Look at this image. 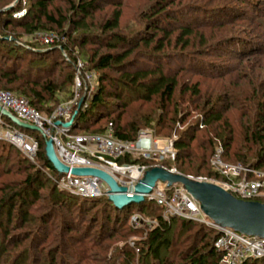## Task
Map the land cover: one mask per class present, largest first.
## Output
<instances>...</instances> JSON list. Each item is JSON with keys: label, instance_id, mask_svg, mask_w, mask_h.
Segmentation results:
<instances>
[{"label": "trees", "instance_id": "trees-1", "mask_svg": "<svg viewBox=\"0 0 264 264\" xmlns=\"http://www.w3.org/2000/svg\"><path fill=\"white\" fill-rule=\"evenodd\" d=\"M0 1L4 3L0 7V55L5 56L9 52L22 50L27 55L33 54L34 56L27 60L24 67L15 61L12 63L6 60L0 61V89L25 97L40 113L52 114L62 100L72 97L76 80V61L71 57L70 60L65 59L59 45L70 53H73V48L78 47L81 49L85 62L92 64L94 68L111 70L119 76L113 77L107 73L100 75L99 87L89 107L75 116L73 124L75 128H80L85 133H103L108 128V123L111 122L114 136L122 140L136 139L138 133L147 126L164 128L167 132H171L168 137H175L174 147L177 152L174 159L168 158L163 165L169 167L174 162L183 170V173H186L184 172L186 170L199 171L208 165L212 174L198 176L224 179L211 164V158L219 148L224 161L240 163L257 170L264 169V54L260 53V57L256 59L257 64L250 66L243 64L245 66L241 68L243 70L240 69L238 72L237 69L236 76L230 77L228 86L221 85L218 89H209L204 95L198 82L188 90H183L180 94L182 103L186 105L181 106L179 100L175 99L178 86L177 77L166 75L159 64L155 69L144 68L134 71L127 69V58L134 52L136 53L141 45L149 47L155 41L154 49L159 52L164 49L166 42L170 41L166 28L158 26L162 21L156 19L157 16L166 12L164 5H155L156 10L144 14L147 21L151 22L149 30L142 29L125 34L119 31L121 17L119 9L112 11L110 18L102 19L96 24L92 23L95 13L113 0H61L68 12L64 17L62 14L59 17L52 14L49 6L54 0H27L32 3L29 2L26 14L20 17H16L14 12L23 8L21 2L11 10H2L3 6L11 4L13 0L6 3L3 0ZM262 1L261 8H259L260 4H255L254 0H237L238 3L251 2L254 5L255 16L245 18L255 23L258 26L257 34L264 37V0ZM160 3L164 4L163 1ZM233 8L228 13L233 12L241 16L243 10L237 6ZM238 11L240 12L237 13ZM243 14L245 15V12ZM240 20L242 21L241 18ZM230 22L231 25L234 24ZM65 23H68L69 31H64ZM222 23L225 21L219 24L223 25ZM49 24L56 26L57 33L66 37L68 41L44 44L43 48L46 51H43L39 48L31 49L29 45H21L16 40L7 38L11 35L18 39L22 33L33 34L45 30L53 32L48 27ZM15 28H21L22 31L15 33ZM193 31L191 26L181 27L178 39L185 38L183 43L189 45L188 39L194 34ZM74 32H78L75 37L72 36ZM159 32L163 35L156 40ZM223 41L225 43L237 41L248 44L249 47L264 48V39L254 42L246 36L232 35ZM87 46L105 47L117 51L99 55L98 51L90 48L83 54L82 50ZM241 52L248 54L244 53V50ZM18 59L26 58L20 56ZM241 80L246 81L247 84H241ZM105 81L106 84L113 83L114 93L106 94V88L103 85ZM120 84L132 89L140 87L145 91L142 98L146 101L154 100L156 108L153 106V110L147 112L137 108L128 109L130 103L123 99V91L117 90ZM216 90L219 93L224 92V95H218L213 101ZM104 95L124 101L120 105L123 111L103 126L101 123L106 115L102 110L109 108L104 101ZM62 97L64 99H61ZM229 107L241 111L242 143L237 145H234L237 128L223 114V110L226 111ZM186 108L192 111L184 112ZM189 112L193 114L191 121L184 125L190 116ZM6 119L19 127L10 117L6 116ZM177 123L184 126L182 131L179 130ZM26 131L39 141V162H30L20 150L0 140V151L7 152L5 155L0 153V162L4 167L0 176L5 174L20 176L19 179L13 181L0 178V264H64L62 254L80 258L77 264L84 259L93 261V264L219 263L221 254L215 248L219 232L210 225L194 220L180 217L166 219L161 212L156 215L152 214L156 221L154 225L138 228L129 224L133 210L131 206L120 209L110 199H107L114 213H108L96 231L93 230L94 226L87 227L84 223L89 209L86 208L88 203L83 201L85 198L69 192V195H66L56 185L50 186L47 196L42 195L40 190L44 187L48 173H57V170L48 160L45 138L37 131L30 129ZM197 134H202L201 138L195 145H192ZM10 147L16 150V154L11 151ZM11 153L23 156L24 159L20 157L13 159ZM228 156L235 160H229ZM124 161L142 162L143 158L127 155ZM143 163L148 164L149 161L144 160ZM250 176L252 175L249 174ZM39 200L42 206L38 210L43 213L40 216H34L33 209L38 208L36 204ZM253 201L264 203V198H257ZM137 204L138 212H142L143 208L147 207L145 201ZM153 205L163 210L157 204ZM62 206L65 211L59 209ZM64 212L73 215L71 219ZM54 215L60 218L61 225L49 240L52 242L46 246L47 243L42 240L44 243L35 245L36 239L33 238L36 233L35 228L43 222L46 225L49 222L48 219ZM13 219H20L18 228H25L24 232L11 234ZM119 224H121L120 228L126 226V230L118 228ZM132 230L145 232V238L138 241L139 253L130 246L127 240L128 232ZM119 243L123 245L120 246ZM52 244L58 246L57 251L54 254L49 253V250L44 252L43 247H49ZM32 246L38 248L39 252L36 255L31 253ZM16 248L20 249L12 251ZM259 260L264 259H247L242 264H256Z\"/></svg>", "mask_w": 264, "mask_h": 264}, {"label": "rangeland", "instance_id": "rangeland-1", "mask_svg": "<svg viewBox=\"0 0 264 264\" xmlns=\"http://www.w3.org/2000/svg\"><path fill=\"white\" fill-rule=\"evenodd\" d=\"M5 3L9 2V0H3ZM161 1L164 2V4L160 3ZM22 3V7L20 10H17L14 12L18 13L19 11H24L20 16H24L27 12V8L29 6V2L32 3V1L27 0H13V2L9 5L3 6L2 10L5 8L11 6V5H17L18 3ZM254 3L257 5L260 4L259 8H261V4L263 3L262 0H254ZM2 1H0V7L2 6ZM155 5H164L166 12L163 13L160 16H157L156 19L161 20L162 22L158 24V26L165 27L166 28V34L169 35L170 41L166 42L165 47L162 51H157L154 49V45L156 42L154 41L149 47H145L144 45H141L140 48L137 50V52L133 53L129 58H127L128 66L127 69L134 71L137 69H144V68H151L155 69L156 65L159 64L162 68V71L168 75V76H176L178 80V86L176 88L175 93V99L179 100L181 106L186 105L185 103H182L181 94L183 93V90H188L190 87H192L197 82L200 84V89L203 92V95L206 94L207 90L217 88L218 86L229 85V79L230 77L236 76L237 69L238 72L243 66V64H248V66L257 64L256 59L260 57V53L264 54V48L263 47H249L250 45L239 43L237 41L235 42H227L225 43L223 40L227 39L229 37H232V35L235 36H246L251 38L254 42L261 41L264 39L263 36L257 34L256 29H258V26L253 23L252 21H247L245 17H253L255 16V12L253 10V6L251 2L248 3H238L237 0H113L110 3H106L104 8L102 10H99L95 13L94 19L92 23H98L102 19H108L110 18V15L112 11L115 9H119L121 12L120 17V28L119 31L125 34H131L136 31L145 29L149 30L150 23L147 21V18L145 17V13H151L155 9ZM234 6L240 7L243 11H241V16H238V14L230 12L233 10ZM15 7V6H14ZM50 10L52 11V14H56L57 17L60 16V14L64 16L67 15V7L64 3L61 2V0H54V2L51 3L49 6ZM154 7V8H153ZM232 7V8H230ZM250 10H252L250 12ZM247 11V12H246ZM238 11L237 13H239ZM245 12V15L243 14ZM31 15V14H30ZM155 15V14H154ZM248 15V16H247ZM240 17L242 21L240 20ZM223 25L219 24L220 22ZM232 21L234 24L231 25ZM154 24V23H153ZM183 26H191L193 27L194 34L189 38V45H185L183 43V40L185 38L178 39L180 36V28ZM50 29H52L53 32H49L50 30L45 31H38L33 34H26L22 33L21 36L18 39H15L13 36H8L9 40H16L18 44L21 45H29L31 46V49L36 50L37 48L44 50L43 45L45 44L42 40L43 36H51L53 38L52 43L55 41L60 42H67L66 37H62L57 33L56 26H53L49 24ZM1 29V28H0ZM64 31H69L68 23H65L64 25ZM21 28H15V33L21 32ZM14 34L13 32H11ZM78 34V32L73 33V37H75ZM162 33L159 32L156 40L160 37H162ZM51 43V44H52ZM60 49L63 51V55L65 59L70 60V57L75 59L76 65V80L75 85L73 88V95L71 98L62 100L55 109L63 104H68L71 100H76V103H74L72 107L73 113H78L84 109H87L91 103V100L93 96L96 94V91L98 89L99 85V77L103 73H107L108 75H112L113 77H118L119 74H116L115 72H111V70L108 69H98L94 68L92 64H89L85 62L81 55V49L76 47L73 48V53H70L69 51L65 50L61 45ZM96 46H87L84 48V52L89 49L93 48L94 50L99 52V55L101 53L106 52H115L117 50L109 49V48H95ZM245 51L244 53L248 54H242L241 51ZM120 51V50H119ZM91 53V52H90ZM33 55V54H32ZM31 54L27 55L22 50H16L9 52L5 56L0 55V61H8V63H12V61H15L19 64H21L23 67L27 64V60L30 57H34ZM23 56L26 59H18V57ZM81 57V58H80ZM153 57V58H151ZM81 63L80 71H78V63ZM66 65V64H65ZM64 65V66H65ZM243 70V69H241ZM158 77V74H157ZM107 82H103V85H105L106 88V94L107 93H114L115 89L114 86L111 83L106 84ZM241 84H247L246 81H240ZM118 91H123V99L125 101H128L130 103L129 108H137L141 109L143 112L151 111L153 110V106L156 108V104L154 103V100L146 101V99L142 98L143 95H145V91L142 90L140 87H136L134 89L126 87L125 85L122 86L119 85ZM215 92V91H214ZM189 93V92H187ZM218 95H224V92L219 93L218 90H216V93L213 96V101L216 100ZM61 99H64L63 97ZM117 99L113 96H106L104 95V101L106 102V105H108V109L102 110L104 115H106V118L102 120V125L104 126L106 122H108L111 119H114L118 115V113H121L123 110L120 108L121 103L124 100ZM186 110L192 111V109ZM194 111V110H193ZM157 112V111H156ZM189 112V113H190ZM158 113V112H157ZM194 113V112H193ZM44 116H49V114L42 113ZM224 116H226L237 128L236 132V140L234 145H237L238 143H242V135H241V111H239L236 108L229 107L226 111L223 110ZM190 116L186 119V122L184 125L189 123L191 121V116L193 114H189ZM124 119V117H123ZM122 119V121H124ZM108 128L103 133H94V134H104L108 133L109 131H113L112 123H108ZM154 124V123H153ZM177 126L179 127V130L183 129L184 126L177 123ZM3 126L0 125V132L3 131ZM73 132L74 133H85L80 128H75L73 126ZM148 130L151 131L154 135V138L158 141V147L165 148L169 145V140L171 139L168 137V135L171 134V132H167L164 128L161 127H149L147 126L146 129L141 130L138 133V136L141 132ZM182 131V130H181ZM180 131V132H181ZM51 133L54 134V132L51 130ZM203 133V132H202ZM87 134H93V133H87ZM202 134H197L196 139L193 140L192 145H195L197 140L201 138ZM137 136V137H138ZM136 137V138H137ZM50 138V137H49ZM47 138V139H49ZM45 139V140H47ZM46 142V141H45ZM10 144V143H9ZM11 145V144H10ZM174 147V146H173ZM12 152L16 154V150L12 147H10ZM175 148V147H174ZM17 149V148H16ZM19 150V149H18ZM2 155H5L7 152L0 151ZM4 153V154H3ZM12 157L13 159H24L23 156H16L13 153ZM210 155V152H209ZM208 155V156H209ZM1 156V155H0ZM131 156V155H130ZM134 157H140L138 155H132ZM176 156V155H175ZM142 158V157H140ZM172 157H164V160L156 161L154 159H144L149 161L148 165L150 167L155 166H161L163 163L168 159ZM175 158V157H174ZM172 158V159H174ZM228 159L231 161H234L231 156H228ZM212 160V158H211ZM23 161V160H22ZM142 162H137L141 164H146ZM30 162H39L38 157L36 161ZM226 163H232L230 161H225ZM0 162V173L4 169L3 164ZM26 163V162H24ZM28 163V162H27ZM212 164V162H211ZM165 166V165H163ZM163 167L165 169L175 168L177 171H179L181 174L187 175V176H193L198 177V175H211V169L208 165H206L204 168H202L199 171H184L186 173H183V170L178 167V164H174L172 162V165H169V167ZM150 168V169H151ZM149 170V169H148ZM259 171L264 172V169H260ZM59 173H48L47 179L44 182V187L41 188V193L45 197L48 195L50 191V186L56 185L59 190L66 193V195L71 193L70 191L61 189L58 186V183L56 181V177L59 176ZM0 178L4 180H17L20 178L19 175L15 174H5L1 175ZM176 186L181 189H185L186 186L182 183H176ZM72 194V193H71ZM74 194V193H73ZM69 195V194H68ZM64 198H67L66 196H63ZM85 198L83 201L85 203H88L87 207L89 211L87 212L86 216V222L84 223L87 227L88 226H94L93 230L96 231L99 226L104 222V217L108 215V213H114L112 208L109 207V201L107 199H110L107 193H102L101 195L95 197V198ZM100 199H103V201H99ZM86 200L88 202H86ZM111 201V200H110ZM145 205L147 207H144L142 212H138L136 209L138 208V204L134 203L128 206L133 209L130 218H129V224L131 223L134 227H143L146 225L152 226L156 223L155 219L152 217L153 215L160 214L163 212V210H160L158 207L153 205V202H150L149 200H146L145 198ZM253 201V200H252ZM113 204L114 202L111 201ZM257 202V201H256ZM41 200H39L36 204V207L34 208L33 215L34 216H40L43 212L39 211V207L42 206ZM67 203V202H66ZM147 203V204H146ZM152 203V204H151ZM115 205V204H114ZM47 206V205H46ZM117 206V205H116ZM118 207V206H117ZM124 207H119L120 209H123ZM61 211H65L63 206L59 208ZM78 211L77 208H74ZM201 215L205 217L207 220H212V218L205 213L201 206ZM65 215L71 219L73 215H69V212H64ZM78 213V212H76ZM145 213V214H144ZM164 213V212H163ZM162 213V214H163ZM82 214V213H81ZM85 215V214H82ZM137 219V221L135 220ZM20 219H13L12 220V229L11 234H18L22 231H25V228H18V223ZM48 223L46 225L39 224L37 228H35V236L33 237L35 240V245L38 243H44L46 242V246L49 245V240L51 239L53 233L55 231L59 230V226L61 225V220L57 215H54L53 217H50L48 219ZM89 222V223H88ZM39 223V222H38ZM203 223V222H201ZM205 224V223H204ZM120 225H118V228H120ZM126 226L120 228L125 229ZM217 230V229H216ZM218 231V230H217ZM27 233L29 231L27 230ZM129 235L127 236V240L132 248H135V251L139 253V248L137 245H139L138 241L143 240L145 238V232L132 230L128 232ZM42 240H45L44 242ZM111 240V239H110ZM108 240V241H110ZM120 246L123 245V243H119ZM43 246V245H42ZM31 249L32 254H37L38 248ZM40 248V247H39ZM49 248V249H48ZM58 246L57 245H51L49 247H43L44 252L49 250V253H55L57 251ZM20 248L13 249L12 251H18ZM69 253V252H68ZM90 255V253H88ZM64 264L70 263V264H77V260L80 258H77L76 256H70V254H62ZM264 259V257H261ZM80 264H93V261L91 262L89 259H84ZM256 264H264V260L257 261Z\"/></svg>", "mask_w": 264, "mask_h": 264}, {"label": "built area", "instance_id": "built-area-1", "mask_svg": "<svg viewBox=\"0 0 264 264\" xmlns=\"http://www.w3.org/2000/svg\"><path fill=\"white\" fill-rule=\"evenodd\" d=\"M23 12L19 11L15 16L20 17ZM42 40L45 44H51L53 38L43 36ZM81 66L79 62L78 71ZM74 103L76 100H71L68 104L58 106L49 116H44L25 97L0 89V125L4 128L0 132V140L19 149L29 160L36 161L40 147L38 139L26 131L30 128H21L20 125L19 128L8 121L6 116L31 125L35 128L30 130L39 132L45 139H53L56 155L64 165L70 169H100L114 178L121 187L120 193L126 196L137 193L136 188L151 167L148 164L124 161L125 156L138 155L156 161H162L164 157H175V137L171 138L169 145L163 149L158 147V141L148 130L141 132L134 140L118 139L113 131L104 134L74 133L72 128L77 115L71 110ZM4 111H8L10 115H6ZM211 162L224 179L189 177L216 185L238 200L264 198V172L240 163H226L221 158L220 148L212 156ZM161 166L165 167L162 164ZM168 170L180 173L175 168ZM57 173L59 176L56 181L61 189L87 198H95L102 193L111 197L110 186L97 176L75 175L71 170L67 173ZM249 174L252 176L249 177ZM144 197L162 207L166 219L180 217L203 222L217 229L219 236L215 241V248L221 254L218 264H242L247 259L264 257V236L249 235L207 220L201 215L199 201L186 188L181 189L176 183L170 185L167 181L158 179L150 192L144 193Z\"/></svg>", "mask_w": 264, "mask_h": 264}, {"label": "water", "instance_id": "water-1", "mask_svg": "<svg viewBox=\"0 0 264 264\" xmlns=\"http://www.w3.org/2000/svg\"><path fill=\"white\" fill-rule=\"evenodd\" d=\"M14 6L15 4L4 10H11ZM4 112L6 115H10L8 111ZM14 120L21 127L35 128L17 119ZM46 154L48 160L58 172L67 173L71 170L75 175H92L103 179L111 188L110 200L120 208L144 201V193L150 192L151 187L154 186L158 179L167 181L170 185L182 183L196 197L202 210L213 221L225 227H232L242 233L264 236V203L235 199L216 185L197 181L181 173H172L160 166H155L147 170L145 176L136 188L137 193L133 196H126L120 193L121 187L106 172L94 167H74L70 169L64 165L56 155L52 138L46 140Z\"/></svg>", "mask_w": 264, "mask_h": 264}]
</instances>
